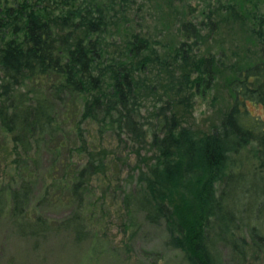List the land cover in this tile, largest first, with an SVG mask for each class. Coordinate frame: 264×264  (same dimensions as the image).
Listing matches in <instances>:
<instances>
[{
    "label": "trees",
    "instance_id": "16d2710c",
    "mask_svg": "<svg viewBox=\"0 0 264 264\" xmlns=\"http://www.w3.org/2000/svg\"><path fill=\"white\" fill-rule=\"evenodd\" d=\"M127 1L0 0V222L18 236L62 230L91 239L90 253L105 249L85 216L108 154L87 144L90 125L130 143L131 164L114 153L133 181L119 186L130 234L138 217L161 224L184 264H220L219 246L235 264L264 254V0L244 11L263 55L230 64L233 100L210 130L185 123L192 95L218 72L213 52L194 50L199 26L179 22L181 39L159 37L161 26L151 36L135 29ZM228 6H208L201 26L213 31ZM31 202L69 210L49 220L30 214Z\"/></svg>",
    "mask_w": 264,
    "mask_h": 264
},
{
    "label": "rangeland",
    "instance_id": "374dc122",
    "mask_svg": "<svg viewBox=\"0 0 264 264\" xmlns=\"http://www.w3.org/2000/svg\"><path fill=\"white\" fill-rule=\"evenodd\" d=\"M221 1L232 7H221L220 20L218 14L211 15L212 23L213 20H219L211 32L201 26V22L206 21L202 12L216 4L217 0H129L125 11L127 17H133L136 21L134 27L137 31L151 36L158 35L157 29L161 26L163 34L159 37L169 39L173 30L176 32L174 36L178 37L175 27L181 21L198 25L199 32L205 36L204 40H196L194 50L213 52L218 72L209 86L203 89L198 87L199 90L192 95L191 109L185 113V123L196 130H210L217 125L223 110L233 100L225 84L231 77L230 64L252 63L263 55L259 41L248 31L251 22L244 11L251 10L249 1ZM248 107L253 113L259 112L258 106ZM56 109L57 114L61 113L62 107ZM88 128L86 142L89 147L105 146L108 152L105 173H98L91 178V192L85 212L88 226L96 232L97 237L104 239L105 249L90 253L91 239L76 242L67 231L62 230L39 238L18 236L9 222L3 219L0 222V264H184L179 250L165 244L166 232L161 224H148L138 217V224L131 234V229L122 224L124 210L119 186L126 184L124 178L129 169L114 153L120 156L127 154L130 143L127 138L125 142H120L113 136H99L90 125ZM62 129L68 133L65 123ZM69 137L67 135V142L71 141ZM2 138L1 132L0 140ZM128 154L127 161L131 164L134 157L132 153ZM45 163L43 157L41 165ZM38 187H41L39 183L35 188ZM68 210L69 206L65 203L52 202L44 206H35L31 202L28 208L30 214L41 212L49 220L61 218ZM219 249L220 264H235L226 246H219ZM241 264H264V254L245 258Z\"/></svg>",
    "mask_w": 264,
    "mask_h": 264
}]
</instances>
